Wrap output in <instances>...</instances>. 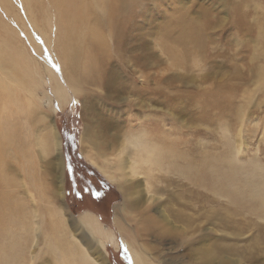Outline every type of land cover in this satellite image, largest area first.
Instances as JSON below:
<instances>
[{"label": "rangeland", "instance_id": "obj_1", "mask_svg": "<svg viewBox=\"0 0 264 264\" xmlns=\"http://www.w3.org/2000/svg\"><path fill=\"white\" fill-rule=\"evenodd\" d=\"M36 1L27 13L12 0L16 21L5 16L34 57L23 21L39 20L53 74L41 73V85L32 89L30 116L15 115L7 124L17 154L5 147L0 161V178L10 183L0 188V205L9 200L17 219L26 218L12 227V215L0 219V264H55L48 248L54 239L69 257L77 251L91 264H134L135 252L148 264H264V218L214 190L209 170L201 185L187 180L183 205L176 183L158 180L156 192L127 162L115 172L124 154L111 144L115 135L141 130L147 141L162 137L159 145L182 138L183 149L198 152L195 160L219 168L230 160L256 165L264 179V0H121L115 20L101 24L97 54L105 59L93 60L97 70L86 75L93 83L84 81L77 95L65 85L55 52V14L49 13L52 25L43 24ZM55 79L64 89L60 103ZM125 198L135 207L115 211ZM176 210L187 221L171 214Z\"/></svg>", "mask_w": 264, "mask_h": 264}, {"label": "bare ground", "instance_id": "obj_2", "mask_svg": "<svg viewBox=\"0 0 264 264\" xmlns=\"http://www.w3.org/2000/svg\"><path fill=\"white\" fill-rule=\"evenodd\" d=\"M10 1L12 0H0V161L4 158L3 156H4L5 147L9 146L14 151L15 155L17 154V147H16L17 139L14 135V132L11 133L9 132L10 130L8 129L7 126V124H9L8 121L15 115H20L23 118L25 117V119H27L30 116L31 108L30 106H28V104H31L29 102V99L32 98L31 95L33 94L32 89L34 90L37 84L41 85L42 83L41 73L43 75L49 74L50 72L52 73L51 69L47 66L48 64L46 62L47 59L52 60L51 53L49 49L47 50V48L49 47L46 46L45 42L43 41L44 39H46L45 37L46 34L45 33L43 34L44 30L38 28L39 20L36 19L35 16L34 17L32 16L33 18L26 17V19L23 21L24 22L23 29L27 33L26 35L28 36V41L31 43V45H33L32 47L37 52L36 54L37 56L34 57L30 55V53L27 51L26 49L27 47L25 46L26 47L25 48L21 43L22 41H20L18 31L15 30L9 24V22L5 20L6 19L5 16H9L8 13L10 14L12 11V10L10 11L11 9L9 6V4H11ZM17 1L19 2V4L22 5V7L27 11V13L33 12V10H31L30 7L31 2L33 0H17ZM48 1H49V4H47L48 7L42 6L43 4L41 5L39 3L42 2L41 0L36 1L38 6L41 8L40 10L43 11L41 12L42 13L41 21H43V24L46 23L47 24L46 26L52 25L49 13L55 14L53 25L56 26V31L58 35V37L55 36L57 37V39L54 38L55 40H57L55 52L63 68V72H64L63 80L65 81V85H67V87H69L72 90V93L74 95H77L79 92L82 91V83L84 81L86 80L92 81L91 77H86V75L92 74V71L97 70L96 69L97 67H95L94 64L95 61L93 62V60L98 59L99 60L98 63H99L100 61H102V59L103 60L105 59L103 58L104 56L103 53H100L99 55L97 54V49L100 48L99 46L102 45L101 42L103 40V35L100 32V28L102 26L101 24L106 23L104 22L106 17H108L107 21L110 18L115 20L114 18L118 12L117 9H115V6L121 8L119 4L122 3L123 1L122 2L121 0H48ZM11 15L12 14H10V17L8 18L13 19L15 16L13 15L11 16ZM13 20H15V18ZM17 22L19 24V20ZM34 28L37 29L38 32L35 31ZM49 43L51 42L49 41ZM99 43L101 44L99 45ZM38 55L42 56L43 58L44 57L46 58L43 59L41 57V59H38ZM83 58L84 60H82ZM105 62L108 61H104V63ZM51 83H52L51 87L53 88L54 97L59 101V103L62 102L64 100V89L59 84L57 79H55ZM74 98L76 99V97ZM111 117L113 116L109 115L108 119H110ZM128 131L130 132V129ZM129 132L126 131V133ZM145 134L146 133L141 130L131 133L129 134V136L127 134L123 138L120 137L119 135L117 136L115 135L112 138L111 144L112 147H114V150H118L121 154H124L122 156L124 158V161L121 158L119 163L117 162L118 164L115 165L116 166L114 170L115 172H118V170L122 171L123 163L127 162V164H129L127 168H129L134 173L137 174L140 173L143 176H145L146 180L150 182L149 184L150 186L148 187L156 192L162 191V188L156 184L158 180L165 181L168 185L176 183V185L179 187V194L178 197L176 196L175 199L177 203L182 204L184 201L182 202L181 199L185 197L186 190L188 187L187 180L190 178L189 180H194L196 183L198 182L201 185L205 179L204 171L209 170V172H211L209 176L213 179L212 186L214 190L216 189L224 190V193L228 195V198L230 197L229 199L232 201V203L233 202H236L238 204L243 203L245 207L251 208L254 213L264 218V179L260 178L257 175L259 174L258 173L259 168L256 165H252V166L249 165L248 167L240 166L236 164V162H233V160L232 161L230 160L227 162L225 168H219L217 167L215 162L213 163L208 162L207 164H205L204 163L205 161L202 162V160L200 159L195 160L194 155L195 154L198 155L197 154L198 152L193 153V151H190V149L189 151H186L185 150L186 148L183 149V147H185L184 145L186 144L185 143L186 141L181 140L182 138L179 141H177V143L173 142L166 144L164 142L165 144L162 143V145H159L157 142L162 137H159L157 139L155 138L154 141L150 139L149 141H147L148 139L145 136ZM121 136H123V133ZM55 137L56 135L54 133H51L50 139L54 140ZM120 138H122L121 140L127 141V143L121 141L124 145L122 148L120 147L122 145V143L119 141ZM61 161H62V168L64 169V162L63 160ZM191 171L194 173V176L190 175L192 173ZM103 172L105 173V171ZM157 172H162L163 174L159 175ZM1 178H0V188L1 187L4 188V186L10 185L7 178L4 177L2 179ZM118 187H121V185L119 184ZM166 190L167 188L164 189V192H166ZM171 195L173 196V194ZM171 198L172 197L169 196L168 199ZM15 205L16 204L14 203H10L9 200L8 203L6 202L0 205L2 207V210L0 211V219L7 214H10V216L12 215V218L10 217L11 219L9 221V223L12 224L11 227L17 226L18 223L20 224L19 221L25 222V218H26L23 215L19 220L17 219L19 210L15 208ZM131 206L135 207L134 202L132 200L126 199L122 209L121 208L118 209L116 207L114 210L118 212L122 210L127 211ZM171 214L174 215L176 219L182 221H185L186 219L187 221L186 214H184L182 211L180 212L176 210V212H171ZM85 217H86L85 220L89 223V226L100 234L101 229L97 223V219H95L96 217L88 213ZM148 219L149 218L146 219L145 217V220ZM142 220L144 219L141 217V221ZM128 244L131 248L133 247L131 242H129ZM48 248H49V252L53 256V260L55 264H91L92 263L87 261L84 258L85 256H82L77 251L75 258L69 257L68 253H66L63 242L58 241L57 239L49 240ZM138 253L135 252L133 254L134 264H148L146 262L147 260L144 259V256Z\"/></svg>", "mask_w": 264, "mask_h": 264}, {"label": "flooded vegetation", "instance_id": "obj_3", "mask_svg": "<svg viewBox=\"0 0 264 264\" xmlns=\"http://www.w3.org/2000/svg\"><path fill=\"white\" fill-rule=\"evenodd\" d=\"M68 136H69V135H68ZM64 138H65V137H64ZM65 141L67 142V143H65V145H66L67 147H70V138L68 139V137H66V138H65ZM67 147H66V148H67ZM92 195H93L94 198H97V196H98L97 192L92 193Z\"/></svg>", "mask_w": 264, "mask_h": 264}, {"label": "snow or ice", "instance_id": "obj_4", "mask_svg": "<svg viewBox=\"0 0 264 264\" xmlns=\"http://www.w3.org/2000/svg\"><path fill=\"white\" fill-rule=\"evenodd\" d=\"M58 68V66H56Z\"/></svg>", "mask_w": 264, "mask_h": 264}]
</instances>
